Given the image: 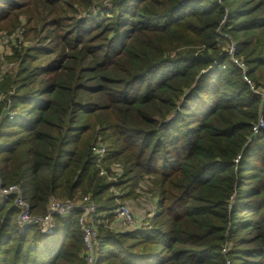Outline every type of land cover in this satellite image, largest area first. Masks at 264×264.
I'll return each instance as SVG.
<instances>
[{
	"label": "trees",
	"instance_id": "trees-1",
	"mask_svg": "<svg viewBox=\"0 0 264 264\" xmlns=\"http://www.w3.org/2000/svg\"><path fill=\"white\" fill-rule=\"evenodd\" d=\"M104 1L0 0V31L30 42L6 57L3 186L32 215L87 200L111 224L115 191L146 183L137 228L97 227V264H264V0ZM19 213L0 202V264H84L80 210L48 234Z\"/></svg>",
	"mask_w": 264,
	"mask_h": 264
},
{
	"label": "built area",
	"instance_id": "built-area-1",
	"mask_svg": "<svg viewBox=\"0 0 264 264\" xmlns=\"http://www.w3.org/2000/svg\"><path fill=\"white\" fill-rule=\"evenodd\" d=\"M111 1V0H109ZM24 28H17L13 34L8 36L7 42L14 45L23 44ZM234 50V49H233ZM251 89L255 91L251 82L244 77ZM261 98L262 112L264 109V92H256ZM11 106L10 100L7 101V114L8 118L12 119L14 114L8 110ZM260 130H264V117L261 115L258 122L254 125L252 131L256 135ZM92 153L97 156V163L104 159L106 149L103 145L97 143L91 147ZM101 175H105L103 169L100 170ZM14 198V205L19 209L18 222L20 228L23 230L28 226H38L43 233H51L54 231L53 217L55 216H69L74 210H80L81 214L78 216V223L81 226L82 234H84V247L85 255L84 262L86 264H97L98 255L100 250L99 233L97 227L99 224L108 225L109 229H126L133 230L138 227V219L133 215L132 208L128 203H118L116 209L112 211L114 216L113 223L108 224L107 215H98L97 207L85 200L83 204L71 203L69 201L57 200L53 197L50 198L46 212L42 216L32 215L30 203L24 198L22 190L16 185L3 186L0 179V202L6 201L9 198ZM101 216V217H98ZM117 228V229H116ZM225 251V249L223 250Z\"/></svg>",
	"mask_w": 264,
	"mask_h": 264
},
{
	"label": "rangeland",
	"instance_id": "rangeland-1",
	"mask_svg": "<svg viewBox=\"0 0 264 264\" xmlns=\"http://www.w3.org/2000/svg\"><path fill=\"white\" fill-rule=\"evenodd\" d=\"M108 2H109V0H106V1L103 2V4L108 3ZM86 15L87 14H84V16H86ZM19 20L22 21L23 17H20ZM17 26H16V28H17ZM16 28H14V30L12 31V34L16 30ZM8 36H10V33H7L4 30L0 31V103H3V102L6 101V95L3 92H1V87H2V84H3V79L5 77V73L9 72L10 69L12 68V66H13V64L8 63L6 57L7 56H13L14 51L22 50L26 46L30 45V42L26 41L25 36L23 37V44L15 43L14 45H11V44H9V41L7 42ZM222 37H223V40L230 41L227 36L224 35ZM222 43L225 45L226 48H229V52L233 51V49H234L233 44H229L226 41H222ZM9 120L12 121L13 119H9ZM103 166H104V164H103ZM105 166H106V164H105ZM115 180H116L115 177L112 176V178L109 181H115ZM140 182L145 183L144 180L143 181L141 180ZM114 190H116V189H113V191ZM134 191H135V194L143 196V197H138L136 199L134 198L132 200H125L126 202H122L120 200V196H122V193H120V191L116 190L115 191L116 195H118V197H119L117 199L116 203L117 204L118 203H128L131 206V208H136L141 213H143V210H145V212H144L145 214H146V207H147V211L149 210L148 212H150V210H151V201L149 202V201L146 200V183L143 186H141V187L140 186L138 188L136 187ZM143 192H145L144 195H142ZM123 194H124V192H123ZM157 210H158V207H157ZM132 212H133V209H132ZM133 214H134V212H133ZM139 221H141V220H139ZM82 236H83V245H84V234H82ZM83 254L85 255V247H84ZM102 258H103V254H102L101 251H99L98 261H101ZM84 264H86V262H84Z\"/></svg>",
	"mask_w": 264,
	"mask_h": 264
},
{
	"label": "crops",
	"instance_id": "crops-1",
	"mask_svg": "<svg viewBox=\"0 0 264 264\" xmlns=\"http://www.w3.org/2000/svg\"><path fill=\"white\" fill-rule=\"evenodd\" d=\"M133 209V212H134V214L135 215H137V216H134V217H136L138 220H141V219H143L142 218V216H144V212H145V210H143V213H141L139 210H137L136 208H132ZM149 211V210H148ZM147 207H146V214H147Z\"/></svg>",
	"mask_w": 264,
	"mask_h": 264
}]
</instances>
